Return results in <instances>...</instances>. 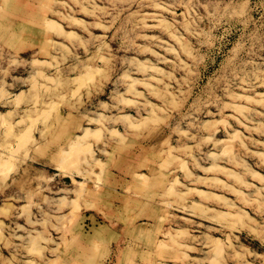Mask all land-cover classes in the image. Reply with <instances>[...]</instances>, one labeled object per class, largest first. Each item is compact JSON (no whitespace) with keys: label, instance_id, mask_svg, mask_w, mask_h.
Listing matches in <instances>:
<instances>
[{"label":"rangeland","instance_id":"obj_1","mask_svg":"<svg viewBox=\"0 0 264 264\" xmlns=\"http://www.w3.org/2000/svg\"><path fill=\"white\" fill-rule=\"evenodd\" d=\"M0 264H264V0H0Z\"/></svg>","mask_w":264,"mask_h":264}]
</instances>
